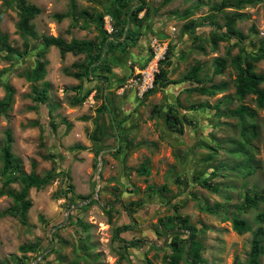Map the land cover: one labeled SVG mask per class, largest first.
<instances>
[{
	"label": "rangeland",
	"instance_id": "1",
	"mask_svg": "<svg viewBox=\"0 0 264 264\" xmlns=\"http://www.w3.org/2000/svg\"><path fill=\"white\" fill-rule=\"evenodd\" d=\"M112 1L75 0L76 22L71 18L58 22L52 16L68 12L70 0H25L40 10L31 21L36 33L33 39L17 29L21 11L17 0H0V36L6 37L5 45L12 50L7 51L0 43V101L6 102L8 94H13L10 107L0 111V149L5 132L11 131L12 152L24 174L33 172L40 179L58 169V159L52 155L55 141L62 152H69L62 165L68 169L74 188L66 197L68 184H63L61 177L40 190L31 188L28 200L32 207L26 214V225L20 223L18 216L0 218V264H167L165 255L171 252L164 247L169 246L171 233L179 232L183 243L179 245L178 264H188L185 251L189 232L179 225L170 226L166 217L194 227V240L201 245L198 260L206 264H247L252 233L238 235L230 221L222 218L237 214L235 206L242 202L245 191L264 187V106L258 108L252 95L243 101L235 97L236 71L231 59L241 50L245 52L243 57L261 56L253 66L257 74L264 76V0L222 11L214 8L222 0H173L168 4L164 0H144L146 12L139 13L138 18L145 13L152 17L133 22L135 31L144 34L149 29L160 30L165 26L169 29L161 35L154 32L148 47L141 46L143 38L139 37L138 48L132 49L152 51L153 42L154 48L167 47L158 69L159 83L142 98L135 94L130 97L133 88L121 91L131 77L126 74L133 55L129 50L127 57L116 59L122 68H112L116 77L110 78L103 97H96L94 89L98 85L103 88L102 81L94 78L80 81L67 74L78 71L73 64H84L86 55L61 57L55 47H50L44 55L45 77L36 83L30 81L36 55L41 50V36L61 37L66 42L95 40L98 24L91 23L81 12L86 10L89 15L97 13L96 16L108 11ZM211 14L214 16L211 22L220 27L228 16L240 14L234 28L241 39L225 38L213 49V28H198L201 20ZM158 19L162 24L155 26ZM189 22L197 28L194 34L186 27ZM84 25H88L87 29H82ZM105 25L103 19V28ZM25 41L29 45L27 52L23 47ZM180 50L182 59L176 56ZM219 59H225L226 68L215 76L214 63ZM198 64L202 66L198 79L206 78L212 85L226 83V91L209 97L188 93L186 90L195 83L186 77ZM103 70L101 67L93 70L94 76L109 72ZM78 86L80 90L72 89ZM43 88L47 90L46 121L32 98L34 89ZM260 88L264 92V83ZM127 95L132 98V104H127ZM81 96L85 99L80 105L72 104ZM102 102L110 108L114 124L124 132L122 139H116L122 142L119 152L115 150L116 140L109 127L98 143L90 140L96 124H106L109 119L107 114L97 117L96 110ZM190 105L196 106L197 112L181 111L180 107L188 110ZM198 105L209 109L203 111ZM240 107L252 112V118L244 117L243 126L254 125V137L249 131L244 133L238 118L231 115ZM173 115L178 117L179 124L174 123ZM44 123L58 128L54 140L47 131L43 132ZM101 148L98 156H94ZM245 150L251 159L246 158ZM245 163L254 170L250 176L244 174ZM143 166L148 174L139 175L137 170ZM1 168L0 151V171ZM3 182L0 176V190ZM19 182L8 185L4 191H19ZM203 183L216 191L203 188ZM96 189L97 198H92ZM89 195L87 200H96L90 206H85L87 200L77 198ZM14 205L9 195L0 196V212ZM207 207L219 212L210 215L204 212ZM103 208L109 210L108 215ZM257 213L264 216V205L240 216L247 220L252 231L258 227L264 230V221L256 219ZM56 223L59 225L53 229ZM125 225H131V230L115 237L116 229ZM136 241L139 244L128 247V243ZM23 245L35 248L24 253L20 250ZM259 262L264 264V256Z\"/></svg>",
	"mask_w": 264,
	"mask_h": 264
},
{
	"label": "trees",
	"instance_id": "2",
	"mask_svg": "<svg viewBox=\"0 0 264 264\" xmlns=\"http://www.w3.org/2000/svg\"><path fill=\"white\" fill-rule=\"evenodd\" d=\"M173 0H164V3L168 4ZM259 0H234L233 2H228L227 0H222V2L214 7L215 11H222L225 8L232 7L234 8H240L242 5L245 4H253ZM17 4L20 7L21 11L19 13V20L17 22V29L24 35L29 36L33 39L36 38V33L34 32L33 26L31 24V21L39 15L40 10L33 6L25 3V0H17ZM76 11V2L75 0H70V10L65 13H56L52 16V18L58 22L64 20L65 18H71L74 22L77 20V16L75 14ZM142 11L146 12L145 9V2L144 0H113L110 6V9L108 11H105L103 13H100L96 16L93 13L90 14L87 13L86 10H83L81 12V15L88 17L89 20L91 19V23H97L98 26H95L96 31L98 33V36L95 38V40H71L70 42L64 41L61 37H51V36H41V50L36 55L35 60V66L33 69V72L30 77V81L36 83L41 81L46 74V60L44 59V55L46 51L50 47H55L60 52L61 57H64L66 54L70 53L73 56L77 55H86V62L84 64H73V67L76 68V70L73 73L67 72L69 76H72L75 79H78L82 81L83 79L92 81V79H97L98 81H102V83L105 85L103 88L98 86H94V89L96 91V97H103V92L106 88V85L109 84L110 78L116 77L113 75L112 68L114 67H120L118 64V61L114 58L115 61H111L112 54L120 53V57H127V53L129 48L136 45V41L139 39V37H142L144 39L145 45L147 46L149 41L153 37V31L151 29L147 30L144 34L140 32H136L134 29V26L131 24L133 22L138 21H148L150 19L149 14H144L143 17L138 18L139 13ZM104 16H109L110 25L112 26L113 31L108 34L106 30L103 28V19ZM240 14H232V16L227 17V21L225 22L223 27L216 26L214 23L211 22V20L214 18V16L211 14L210 16L204 17L199 27L203 26H211L213 28L212 33V43H213V49L217 48V44L219 41H223L225 38H240L241 36L238 35L236 29L234 28L236 20L238 17H240ZM139 19V20H138ZM158 22L156 20L155 26H158L162 24L161 20ZM75 25V24H73ZM192 22H189L186 24L187 29H189L190 33H195L197 28H194ZM88 25L82 26V29H87ZM149 28V27H148ZM139 33V34H138ZM141 34V35H140ZM193 43V40L190 41ZM0 43L7 51H12L11 48L6 46V37L0 36ZM24 52H27L29 50V45L25 41L23 44ZM122 53V54H121ZM242 53H245L244 50H241L240 54H238L235 58L231 59V65L236 71V77L233 80V86H234V95L239 101H243L247 96L252 95L255 97V104L258 108H263L264 106V92L260 88V85L264 83V76L257 74L254 71L253 63L258 61L261 56H249L245 55L242 56ZM151 52L147 49L142 54H134L132 55V61L136 64H138L140 67L144 66L146 62L150 59ZM168 57V56H167ZM183 55L182 53L177 56L178 59H182ZM117 61V63H116ZM123 63L126 62V58L122 59ZM119 65V66H118ZM103 68V71H109L105 75H95L93 74V70H96L97 68ZM201 67L199 64L195 67H193L186 79H190L192 82L195 83V86L192 88L186 90L188 93L193 94L196 93L201 96H214L216 93H221L226 91L227 84L221 83L220 85H212L210 81H208L206 78L203 80L198 79L197 75L198 72L201 70ZM226 68V61L225 59H219L214 63V69H213V75H219L221 74ZM81 70V71H79ZM161 71H163L161 69ZM111 73V75H108ZM164 78L162 77V80ZM159 83V76L158 74L155 77L154 81V88ZM119 86V85H118ZM74 91L80 90V87H74L72 88ZM152 91V90H151ZM150 92V91H149ZM148 92V93H149ZM12 96L13 94H8L6 102L0 101V111L6 110L10 107L12 103ZM33 100L37 103L36 107L39 108V111L44 116L45 121L48 119V116L45 115L46 109L44 107L45 101L47 100V90L41 89L37 91L34 89L33 91ZM85 99V96H81L80 98L74 99L72 101V104L80 105ZM201 107L203 111H207L209 108L202 107L201 105H198L197 107ZM196 106L190 105L188 110H185L183 107H180L181 111L184 113L186 112H197L194 111ZM97 117L102 116V114L108 115V121L106 124H96L95 129L90 134V140H92L93 143H98L104 132H106V127H109L112 131V137L115 138H121L122 134L124 132H120L121 128H117L118 124H114V120L110 116V108L106 105V103L102 102L101 106L97 108ZM160 112V111H158ZM156 113V112H155ZM171 113V110H168V114ZM203 113V112H201ZM171 115V114H169ZM231 115L238 118L240 124H244V117L247 116L249 118H252V112H250L245 107H240L239 109L233 111ZM170 117V116H169ZM172 119L174 123L179 124L178 117L176 115L172 116ZM48 123V122H46ZM43 132L47 131L48 136H52L54 140L55 133L58 131V128L55 126H51L49 124H46ZM121 123V122H119ZM43 124V122H42ZM172 125V124H171ZM116 126V127H115ZM175 127V126H174ZM244 127V126H243ZM244 133L245 131H249L252 133V136L256 134L255 127L252 124H249L244 127L243 129ZM45 135V134H44ZM4 145L0 149L1 151V159H2V168L0 171V176L4 179L2 188L0 190V196L1 195H9L15 205L13 207H10L7 210H4L0 212V218H4L6 216L11 217H19V221L22 225H26V214L28 210L32 207V202L28 200V192L31 188H35L37 190H40L44 186L48 185L49 183L57 180L59 177H61L63 184L67 183V188H65L66 191H64V195L67 197L68 194L73 193V185L70 184L71 177L68 173V169L65 168L64 165H62V162L68 157L69 152H62L58 146L56 145V142L53 141V151L52 153L53 157H57L58 159V169L55 171L47 172L42 178H38L35 176L33 172H31L29 175H25L21 163L17 157L12 152V144H13V136L11 131L7 130L4 135ZM122 142L115 143V150L116 152H119L121 150ZM104 148V147H103ZM103 148L96 150L94 152V156H98V154L103 150ZM112 149V148H111ZM244 154L246 158L251 159L252 156L248 154V152L245 150ZM50 157V156H49ZM48 157V158H49ZM96 166V165H94ZM32 167H35V164L32 163ZM243 171L246 176H250L254 173L253 168L248 163L243 164ZM139 175H146L148 174L147 169L143 166L140 167L137 170ZM20 181V182H19ZM16 182H19L21 184L19 191L14 190H7L4 191V188H6L8 185L14 184ZM203 188H207L213 192L216 191V188H213L211 185L203 183L201 184ZM94 186V185H93ZM91 195L87 197H79L77 198L79 200L85 201L88 198H90ZM96 203V200L89 201L85 206H90L91 204ZM219 204H217L218 206ZM259 205H264V187L258 190H247L243 194L242 202L235 206V210L237 214L231 213L229 216H225L222 219L224 221H230L232 229L235 233L238 235H242L244 233L251 232L252 233V239H251V245H250V251L248 255V262L247 264H259V259L261 256H264V247L262 245V238L264 235V230L260 227H258L255 231H252V228L248 224L247 220L244 218H241L240 216L243 214H247L251 209L258 208ZM83 206V208L85 207ZM221 207V206H218ZM198 209L200 211H203L202 207L198 205ZM104 210V213L107 215L109 214V210ZM204 212L210 214V215H216L218 210H212L211 208H205ZM256 219L259 222L264 221V216L261 213L256 214ZM71 220V217L69 218ZM166 220L170 226L179 225L180 229H186L188 230L189 234L187 237V244L188 248L186 249L185 253L187 254V257L185 258L188 262V264H206L203 260H198L199 252L201 250V245L196 242L195 235L196 230L193 226H186L184 223L185 221L176 219L174 217H166ZM132 223L133 219L131 218ZM174 221L176 224H174ZM57 224V223H56ZM55 224V225H56ZM59 224L53 227H57ZM175 227V226H174ZM87 227H85L86 229ZM131 225H125L121 228H117L115 232V237H118L120 233L126 232L128 230H131ZM170 229V227L168 228ZM179 233H171L173 235L172 239L169 241V246H165L164 248L169 250L171 253L168 256L166 254L165 261H167V264H178L180 257L178 256L180 253L181 247L179 246L181 243H183V240L179 238ZM136 244H139L137 241L133 243H128V247H133ZM35 246H21L20 250L24 253L33 251ZM21 261V260H20ZM73 264H79L77 262H74ZM91 264V263H89ZM149 264V263H148Z\"/></svg>",
	"mask_w": 264,
	"mask_h": 264
},
{
	"label": "clouds",
	"instance_id": "3",
	"mask_svg": "<svg viewBox=\"0 0 264 264\" xmlns=\"http://www.w3.org/2000/svg\"><path fill=\"white\" fill-rule=\"evenodd\" d=\"M105 18H104V20H105V23H106V25H105V30H106V32L108 33V34H110L112 31H113V29H112V26L110 25V20H109V16H104ZM161 19V18H160ZM160 19H158L157 21H159ZM161 22H162V20H161ZM161 25V24H160ZM160 25H158V26H160ZM152 30V29H151ZM174 30V29H173ZM153 31V30H152ZM153 36H154V34H153ZM152 39H153V37H152ZM152 39L149 41V43H148V45H147V47L150 45V43H151V41H152ZM154 44H155V42H153V44H152V51L151 50H149L150 52H151V57H150V59L146 62V64L144 65V66H142V67H140L138 64H136V63H134L132 60H131V62H129L130 63V65L128 66V64H127V67H128V70H127V72H129L128 73V76H130L131 75V77H132V75H133V73H134V68L136 67V68H139V69H144V68H146L153 60H154V55H155V52H157L158 54H160L163 50H164V55H163V59H161V60H159L158 61V63H157V72L155 73V75H154V77H153V81H152V86L150 87V88H148L147 90H141L140 88H138V87H127V88H124V86H126L127 85V83H128V81H129V79L131 78H129L128 80H127V82L122 86V88H121V91L123 92V91H125V89H134V90H132V93L133 94H135L137 97H139V98H142L144 95H146L149 91H151V90H153L154 89V81H155V77H156V75L159 73L158 72V69H159V66H160V63L165 59V54H166V46H160V45H157V47L156 48H154ZM57 49V48H56ZM155 49V50H154ZM68 54H70V53H68ZM131 58H132V56H131ZM131 66V67H130ZM132 73V74H131ZM125 81H123V83H124ZM122 83V84H123ZM121 84V85H122ZM120 85V84H119ZM96 92V91H95ZM45 107V106H44ZM117 140H118V138H117ZM14 154V153H13ZM98 165V164H97ZM100 165H101V163H100ZM99 168H100V166H99ZM96 170H97V168H96ZM101 170V169H100ZM96 174H97V172H96ZM99 174H100V171H99V173L97 174V177L99 178L100 176H99ZM93 198V197H92Z\"/></svg>",
	"mask_w": 264,
	"mask_h": 264
},
{
	"label": "built area",
	"instance_id": "4",
	"mask_svg": "<svg viewBox=\"0 0 264 264\" xmlns=\"http://www.w3.org/2000/svg\"><path fill=\"white\" fill-rule=\"evenodd\" d=\"M155 50V49H154ZM164 50L158 54L155 52L154 60L144 69L134 68V73L129 79L128 83L124 88L127 87H138L141 90H147L152 86V81L155 73L157 72V63L163 59Z\"/></svg>",
	"mask_w": 264,
	"mask_h": 264
},
{
	"label": "crops",
	"instance_id": "5",
	"mask_svg": "<svg viewBox=\"0 0 264 264\" xmlns=\"http://www.w3.org/2000/svg\"><path fill=\"white\" fill-rule=\"evenodd\" d=\"M159 28H160V27H158V28H156V29H159ZM167 28L169 29V27H166V26L163 27V28L160 29V30H155V28H154V29H153V33L156 32V33L159 34V35H161V34H165V33H168ZM157 34H156V35H157ZM141 44H142V45H141L142 47H143V46H144V47H147V46L145 45L144 39H143V41H142ZM138 45H139V44H137V45H135V46L129 48V51H132V52H133V53H132L133 55H134V54H142V53L145 52V50H144L143 52H142L141 50H138L137 52H134V51L132 50V49H136V48H138ZM145 49H146V48H145ZM181 53H182V52H181V50H180V51L176 54V56L180 55ZM119 55H120V54H119ZM119 55H118V53H117V54H114V55L112 54L110 60H111L112 62L115 61L114 58H115V59H118V58H119V57H118ZM116 63H117V62H116ZM118 66H119V65H118ZM113 69L115 70V65H114ZM128 73H129V72H127L126 74H128ZM113 75L115 76L114 73H113ZM129 95H130V97H131V96H133L134 94H129ZM130 97L127 95V98H126V101H128L127 104H132V103H131V99H132V98H130ZM117 98H118V97H117ZM115 99H116V98H115ZM125 104H126V103H125Z\"/></svg>",
	"mask_w": 264,
	"mask_h": 264
},
{
	"label": "water",
	"instance_id": "6",
	"mask_svg": "<svg viewBox=\"0 0 264 264\" xmlns=\"http://www.w3.org/2000/svg\"><path fill=\"white\" fill-rule=\"evenodd\" d=\"M100 162H101V161H99V162H98V165H97V174H98L99 171H100V168H99V166H100ZM93 198H97V189H96V193L94 194ZM90 200H91V199L87 200L85 203H88Z\"/></svg>",
	"mask_w": 264,
	"mask_h": 264
}]
</instances>
